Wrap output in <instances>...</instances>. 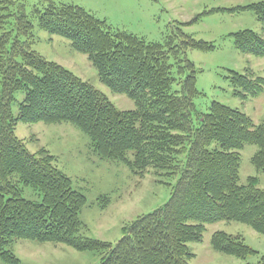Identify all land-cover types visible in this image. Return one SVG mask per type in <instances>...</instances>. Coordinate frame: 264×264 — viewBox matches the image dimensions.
Instances as JSON below:
<instances>
[{"label":"trees","instance_id":"trees-1","mask_svg":"<svg viewBox=\"0 0 264 264\" xmlns=\"http://www.w3.org/2000/svg\"><path fill=\"white\" fill-rule=\"evenodd\" d=\"M45 1L33 8L39 27L68 39L91 61L99 81L131 99L134 108H117L89 81L33 50V23L24 1L0 0V28L11 26L0 34V259L20 264L9 247L29 240L96 252V264H190L187 244L200 242L207 224L240 222L264 236V189L257 176L239 183V150L245 144L257 146L250 161L264 172V121L255 124L218 101L206 113L197 111V68L186 51H210L214 45L182 26L200 15L173 25L163 41L149 42L112 30L78 5ZM247 10L264 23V1L205 13ZM230 36L239 52L264 58L263 34L245 28ZM228 72L241 99L264 91V77L251 68ZM19 90L25 96L14 115L11 104ZM18 121L70 123L88 136L101 159L123 163L140 177L149 168L159 176L176 175L168 200L126 223L114 243L85 236L79 213L86 196L73 188L47 149L27 148L15 133ZM25 187L38 190L41 201L23 197ZM210 244L241 259L258 254L240 234L222 230L211 235ZM257 264H264V255Z\"/></svg>","mask_w":264,"mask_h":264},{"label":"rangeland","instance_id":"rangeland-1","mask_svg":"<svg viewBox=\"0 0 264 264\" xmlns=\"http://www.w3.org/2000/svg\"><path fill=\"white\" fill-rule=\"evenodd\" d=\"M25 12L33 23L31 48L47 60L55 61L89 81L122 110L133 109L134 103L123 94L112 92L102 84L91 61L75 51L70 41L41 29L33 8L47 3L45 0H23ZM264 0H53L55 4H74L83 7L104 20L112 30L132 33L145 41H163L172 26L199 18L191 25L182 26L185 33L196 39L212 42L214 49L202 51L188 49L186 56L196 72V87L201 92L195 99L197 111L206 113L212 101H218L246 113L255 124L264 121V91L259 97L241 99L234 94V86L227 77L228 70L244 73L251 68L257 76L264 77V58L239 52L233 45L230 33L252 29L264 35V23L251 11L205 13L211 8H229ZM10 24L0 28V34L10 29ZM176 87V86H175ZM24 90L16 91L11 109L17 115ZM196 124V120H194ZM16 135L31 152L44 147L55 157V165L71 178L74 189L86 196L79 217L84 224L85 236L116 242L122 236V227L142 214L163 205L169 198L175 175H156L149 168L143 176H136L130 168L119 162L101 159L91 148L88 136L74 125L24 123L18 121ZM257 146L245 144L240 150L239 183L257 176L259 187L264 189V172L257 171L250 159ZM22 196L41 201L38 190L25 187ZM107 196L105 202L99 198ZM222 230L240 234L247 245L258 254L241 259L212 249L211 235ZM193 256L190 264H257L264 255V236L248 225L235 221H218L206 225L200 242H189ZM20 264H96L99 256L92 251H77L63 244L38 243L29 240L14 242L9 247ZM0 264H5L0 259Z\"/></svg>","mask_w":264,"mask_h":264}]
</instances>
